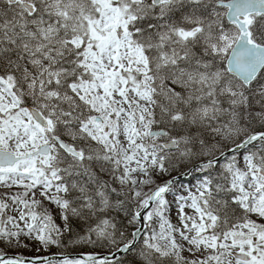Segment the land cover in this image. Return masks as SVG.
I'll return each instance as SVG.
<instances>
[{"label":"snow or ice","instance_id":"snow-or-ice-1","mask_svg":"<svg viewBox=\"0 0 264 264\" xmlns=\"http://www.w3.org/2000/svg\"><path fill=\"white\" fill-rule=\"evenodd\" d=\"M0 264H264V0H0Z\"/></svg>","mask_w":264,"mask_h":264}]
</instances>
